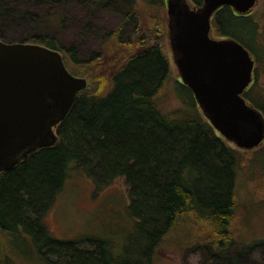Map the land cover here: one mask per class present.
Instances as JSON below:
<instances>
[{
    "label": "trees",
    "instance_id": "trees-1",
    "mask_svg": "<svg viewBox=\"0 0 264 264\" xmlns=\"http://www.w3.org/2000/svg\"><path fill=\"white\" fill-rule=\"evenodd\" d=\"M31 1L11 5L0 0V40L41 44L81 64L76 44L66 47L59 36L66 24L68 0H34L43 6L40 17L26 8ZM79 1L93 9L116 2L128 8L127 20L135 19L130 10L135 0ZM145 1L159 6L161 0ZM190 2L202 4V0ZM211 22L219 37H232L250 48L256 28L250 13L239 14L224 5ZM5 27L21 34L7 38ZM93 55L87 63L99 60L98 52ZM120 62L105 78L92 65L77 72L94 79L97 90L77 94L56 127L54 145L37 149L0 173V231L15 245L22 244V238L29 240L40 260L48 264H152L160 241L181 213L189 210L207 221L211 237H196L193 243L208 254L204 263L238 264L226 240L236 212L238 150L227 145L198 112L182 117L160 111L156 97L169 70L158 45L144 42ZM102 78L107 87L105 83L98 87ZM248 88L244 97L251 102ZM72 170H82L97 186L117 177L125 179L128 210L135 221L119 251L101 238H58L44 222ZM84 243L89 248L80 249Z\"/></svg>",
    "mask_w": 264,
    "mask_h": 264
},
{
    "label": "rangeland",
    "instance_id": "rangeland-1",
    "mask_svg": "<svg viewBox=\"0 0 264 264\" xmlns=\"http://www.w3.org/2000/svg\"><path fill=\"white\" fill-rule=\"evenodd\" d=\"M5 1L12 5L13 2L25 0ZM30 3L26 8L35 11L39 17L43 16V6L34 0ZM131 5L133 8L130 10L135 15L133 22L124 16V11L128 8H124V5L121 8L116 2L93 9L79 0H68L66 24L59 36L66 47L76 44L80 60L78 63L81 64L77 66L62 54L67 69L76 76L86 77L85 89L93 92L97 90V83L83 73H77L82 68L92 65L105 78L117 64L122 63L120 61L136 52L144 42L156 44L167 58L169 70L156 97L160 111L170 116L182 117L198 112L205 118L194 96L187 94L182 86L177 67L173 63L165 0H161L159 6L151 5L145 0H135ZM250 16L256 23L255 36L249 44L251 50L246 47L247 43L244 46L255 62L253 83L249 84L246 94L251 102L247 100L264 116V0H256ZM3 34L11 38L21 33L16 28L12 30L5 27ZM211 35L219 37L213 27ZM95 52H98L99 60L87 63ZM105 81L107 80L102 81L98 87L102 88L104 83H108ZM99 92L103 93V90ZM223 141L239 153L236 212L230 235L226 239L227 245L231 247V255L238 258V264H264V139L249 150L236 147L224 137ZM128 203L127 184L123 177L97 186L82 170H72L45 213L44 222L52 235L58 238H101L111 242L119 251L133 232L135 219L128 210ZM207 226L204 217L189 210L183 211L157 246L152 264H205L203 257L208 254L201 247H194L196 243L194 246L193 243L196 237L206 240L211 237ZM22 239V244L15 245L9 235L0 231V264H48L40 260L35 249L30 247L29 240L25 242ZM199 239L196 240L200 241ZM79 248L89 247L84 243Z\"/></svg>",
    "mask_w": 264,
    "mask_h": 264
},
{
    "label": "water",
    "instance_id": "water-1",
    "mask_svg": "<svg viewBox=\"0 0 264 264\" xmlns=\"http://www.w3.org/2000/svg\"><path fill=\"white\" fill-rule=\"evenodd\" d=\"M256 0H165L168 41L182 84L192 91L211 126L244 150L264 139V116L243 93L252 81L254 59L232 37L211 35L213 14L227 5L239 14ZM87 78L72 74L59 50L0 40V173L37 149L54 145L57 125Z\"/></svg>",
    "mask_w": 264,
    "mask_h": 264
},
{
    "label": "flooded vegetation",
    "instance_id": "flooded-vegetation-1",
    "mask_svg": "<svg viewBox=\"0 0 264 264\" xmlns=\"http://www.w3.org/2000/svg\"><path fill=\"white\" fill-rule=\"evenodd\" d=\"M253 75H254V70H253ZM253 79H254V76H253Z\"/></svg>",
    "mask_w": 264,
    "mask_h": 264
}]
</instances>
